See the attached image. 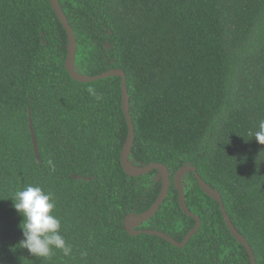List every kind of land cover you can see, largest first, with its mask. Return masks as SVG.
Instances as JSON below:
<instances>
[{
  "label": "trees",
  "instance_id": "16d2710c",
  "mask_svg": "<svg viewBox=\"0 0 264 264\" xmlns=\"http://www.w3.org/2000/svg\"><path fill=\"white\" fill-rule=\"evenodd\" d=\"M59 3L76 34L77 72L126 73L130 160L162 163L172 180L195 166L264 264V145L250 134L264 120V0ZM67 57L68 34L49 0H0V264H251L194 173L184 179L187 205L202 225L185 248L125 231L126 216L149 210L162 182L158 171L134 178L122 167V79L77 82ZM27 185L53 194L71 255L54 250L44 260L13 249L23 217L11 198ZM195 225L172 184L139 229L183 242Z\"/></svg>",
  "mask_w": 264,
  "mask_h": 264
},
{
  "label": "water",
  "instance_id": "95a60500",
  "mask_svg": "<svg viewBox=\"0 0 264 264\" xmlns=\"http://www.w3.org/2000/svg\"><path fill=\"white\" fill-rule=\"evenodd\" d=\"M53 10L55 11L59 21L61 22L62 26L65 28L67 34H68V57L65 62L66 70L70 74L71 78L77 82L80 83H92L95 81L99 80H104L107 78L111 77H117L121 78V86H122V108L124 115L126 117V122L128 124V138L124 144L122 153H121V163L122 167L124 169V172L129 175L130 177L138 178L142 176L149 175L150 173L154 171H158L159 177L158 181L162 182V190L157 198L156 202L153 204V206L147 210L146 212H143L142 214H134L131 213L126 216L124 220V229L125 231L131 236V237H137L140 235H151V236H156L159 237L160 239H163L173 245L176 248H185L191 239L198 233V231L201 228L202 225V220L199 216L194 214L188 207L187 205V198H186V192H185V185H184V179L186 175L189 173H194L197 182L203 192L212 198L213 200L217 201L220 205L221 211L223 218L225 220L226 226L228 227L230 233L232 236L235 238V240L243 245L246 250L248 251L251 259V264H257V258L256 255L247 241V238L242 235L234 226L226 208L225 204L223 201V198L220 194L219 191L211 188L200 176L198 173V170L195 166L191 164H187L183 167H181L177 173L175 174L173 180L171 173L168 169V167L162 163H151L150 165L147 166H136L131 160V154L132 150L135 144V126L133 122V118L131 116V98L129 94V89L127 87V76L126 73L121 70V69H111L108 72H105L101 75L97 76H86L83 74H80L76 70V59H77V50H78V42L76 38V34L70 25V22L65 15L59 0H49ZM110 44H107L106 47L109 49ZM29 128L30 132L32 134V140H33V146H34V151L36 158L38 162L41 164V155H40V150H39V145L37 141V137L35 134V129H34V121L31 117L30 114V119H29ZM76 179H81L80 176H75ZM172 184L174 185L176 191L179 194V201H180V206L185 213L186 216L194 219L196 221L195 227L186 235L185 239L183 242H179L172 238L171 236L167 235L166 233L162 231H157V230H152V229H139L142 227L146 222L152 220L157 213L159 212L160 208L166 201Z\"/></svg>",
  "mask_w": 264,
  "mask_h": 264
},
{
  "label": "clouds",
  "instance_id": "9594fccd",
  "mask_svg": "<svg viewBox=\"0 0 264 264\" xmlns=\"http://www.w3.org/2000/svg\"><path fill=\"white\" fill-rule=\"evenodd\" d=\"M254 139L264 145V120H260L258 129L250 132ZM13 207L23 217L19 225L23 239L15 248L26 249L37 259H49L54 250L65 256L72 253V247L61 234V220L54 214L55 198L41 186L27 185L17 190L13 197Z\"/></svg>",
  "mask_w": 264,
  "mask_h": 264
}]
</instances>
